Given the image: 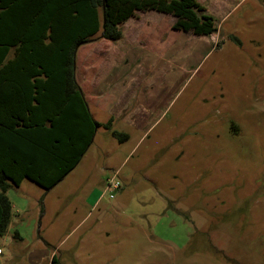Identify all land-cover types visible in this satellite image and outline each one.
<instances>
[{"label": "rangeland", "instance_id": "obj_1", "mask_svg": "<svg viewBox=\"0 0 264 264\" xmlns=\"http://www.w3.org/2000/svg\"><path fill=\"white\" fill-rule=\"evenodd\" d=\"M198 1L209 36L138 11L122 39L79 48L101 125L60 185L8 191L21 216L1 239L7 264L34 250L60 264H264V0Z\"/></svg>", "mask_w": 264, "mask_h": 264}, {"label": "trees", "instance_id": "obj_2", "mask_svg": "<svg viewBox=\"0 0 264 264\" xmlns=\"http://www.w3.org/2000/svg\"><path fill=\"white\" fill-rule=\"evenodd\" d=\"M151 10L172 15L176 30L217 31L198 0H0V238L13 216L8 191L25 179L50 191L94 142L101 124L77 80L79 48L122 39V25Z\"/></svg>", "mask_w": 264, "mask_h": 264}, {"label": "crops", "instance_id": "obj_3", "mask_svg": "<svg viewBox=\"0 0 264 264\" xmlns=\"http://www.w3.org/2000/svg\"><path fill=\"white\" fill-rule=\"evenodd\" d=\"M12 57V56H11ZM3 77H5L6 78V75L5 76H3ZM77 80H78V78H77ZM5 83H6V81H5ZM78 83H79V81H78ZM80 84V83H79ZM81 86V85H80ZM81 88H82V86H81ZM82 90H83V88H82ZM3 92L6 94V88H5V90H3ZM84 94H85V92H84ZM85 97H86V95H85ZM86 100H87V102H88V105H89V110H90V112H92L91 111V104H90V102L88 101V99H87V97H86ZM95 140V139H94ZM94 143V142H93ZM92 146V145H91ZM91 146L89 147V149L91 148ZM89 149L87 150V152L84 154V156L82 157V159H81V161H80V163L75 167V169H73L66 177H68L70 174H72L76 169H77V167H79V165L81 164V162L84 160V158H85V156H86V154L88 153V151H89ZM66 177H64V179L66 178ZM64 179L60 182V183H58L55 187H57L58 185H60L63 181H64ZM25 180H28V179H25ZM25 180H23L22 181V183L25 181ZM22 183L19 185V186H14V187H12V188H20L21 187V185H22ZM34 183V182H33ZM55 187H53L52 189H54ZM11 188V189H12ZM51 189V190H52ZM50 190V191H51ZM8 196H9V194H8ZM9 198H10V196H9ZM99 199H100V197H98L96 200H95V202L93 203L94 205H96V204H98V201H99ZM10 200H11V198H10ZM12 202V201H11ZM12 205H13V203H12ZM19 216H21V213L20 212H18V211H14V205H13V216H12V219H11V223H10V226H9V229H10V227L12 226V224L14 223V219L17 217H19ZM10 234V230H8V232H7V234L6 235H9ZM5 235V236H6ZM4 236V237H5ZM4 237H2V238H4ZM2 238H0V245H1V249L3 250V253L1 254V256H0V258H1V264H7L6 263V261H4V258H5V251H6V249H5V244L4 243H6V241L4 240V242H1V239ZM45 242H47V241H45ZM26 258L28 259V261H27V263H25V264H43L47 259H49L50 261L52 260V258H53V253H50V252H48V251H45V250H41V251H38V250H34V251H31L29 254H26Z\"/></svg>", "mask_w": 264, "mask_h": 264}, {"label": "built area", "instance_id": "obj_4", "mask_svg": "<svg viewBox=\"0 0 264 264\" xmlns=\"http://www.w3.org/2000/svg\"><path fill=\"white\" fill-rule=\"evenodd\" d=\"M118 171H115L110 177L105 181L104 194H109L110 199L114 198V192L121 188V182L118 178ZM2 249L0 248V254H2Z\"/></svg>", "mask_w": 264, "mask_h": 264}]
</instances>
